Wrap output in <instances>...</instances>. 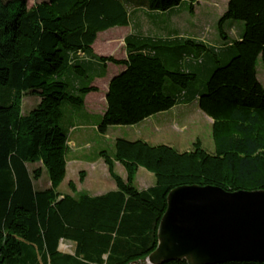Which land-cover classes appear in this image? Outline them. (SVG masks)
<instances>
[{
    "label": "trees",
    "instance_id": "obj_1",
    "mask_svg": "<svg viewBox=\"0 0 264 264\" xmlns=\"http://www.w3.org/2000/svg\"><path fill=\"white\" fill-rule=\"evenodd\" d=\"M184 1L193 13L196 0H0V264H148L171 189L264 191V87L256 71L259 58L264 67V0L227 1L217 22L222 47L133 30L123 39L124 58L93 52L99 32L130 24V8L166 12ZM149 20L158 23L154 16ZM228 20L243 25L233 40ZM106 63L124 69L108 82L99 132L196 101L212 120L213 151L199 139L178 151L116 138L113 153L98 155L114 189L77 193L70 180V193L58 192L69 141L58 125L61 105L83 106L85 96L98 90L92 82L105 75ZM27 93L39 102L23 114ZM115 162L125 178L114 171ZM35 163L41 167L30 171L28 164ZM139 167L154 176L143 190L133 184ZM44 169L50 185L36 189ZM61 240L72 242L73 251L59 250Z\"/></svg>",
    "mask_w": 264,
    "mask_h": 264
},
{
    "label": "rangeland",
    "instance_id": "obj_2",
    "mask_svg": "<svg viewBox=\"0 0 264 264\" xmlns=\"http://www.w3.org/2000/svg\"><path fill=\"white\" fill-rule=\"evenodd\" d=\"M36 1L39 0H27L28 4ZM227 1L196 0L193 13L188 10L189 3L184 1L169 11L153 12V16L158 22H170L176 34L180 33V36L202 39L211 42L216 47H222L225 39H222L219 35L217 22L226 10ZM131 24L134 28L142 31L149 28L153 33L156 29L149 22L147 16L140 11L132 15ZM225 25L226 30L233 25L228 31L230 40L236 38L238 26L240 32L243 30L242 23L237 20H228ZM117 28H120V30L110 28L104 31L105 34L103 32L99 35L94 44L95 52L98 51L99 55H111L117 59L125 57L123 37L128 33V26ZM220 50L222 49L220 48ZM224 56L223 54L221 56L223 61H225ZM256 66L258 68V78L264 87V67L260 58ZM115 69L119 68L113 65L110 68V74ZM93 83L98 86L100 91L88 93L86 104L75 106L63 102L61 105L62 117L59 119L58 125L72 142L68 144L65 154V175L57 188L61 194L70 193L68 187L70 180L74 182L77 193L86 192L90 195H97L115 188L114 181L110 178L106 165L98 155L101 150H106L109 154L113 153V143L116 138L127 140L144 138L150 144H168L178 151L190 149L192 143L199 139L205 150L208 152L213 151L212 120L198 107L197 102L176 104L169 110L150 116L148 120L142 123L110 125L105 133L99 132L97 126L106 106L102 96L105 80H95ZM38 102L39 98L37 96L30 93L25 94L22 98V113L27 114ZM37 167H41L40 163L28 164L30 171ZM42 171L40 178L34 182L36 189H44L50 185L47 171L45 169ZM114 171L125 178V170L117 162L114 163ZM81 173H83V179L80 181ZM133 184L139 190L146 189L154 184V176L149 171L139 167ZM58 248L64 252H72L74 244L61 240Z\"/></svg>",
    "mask_w": 264,
    "mask_h": 264
},
{
    "label": "water",
    "instance_id": "obj_3",
    "mask_svg": "<svg viewBox=\"0 0 264 264\" xmlns=\"http://www.w3.org/2000/svg\"><path fill=\"white\" fill-rule=\"evenodd\" d=\"M264 262V191L182 185L166 196L148 264Z\"/></svg>",
    "mask_w": 264,
    "mask_h": 264
},
{
    "label": "crops",
    "instance_id": "obj_4",
    "mask_svg": "<svg viewBox=\"0 0 264 264\" xmlns=\"http://www.w3.org/2000/svg\"><path fill=\"white\" fill-rule=\"evenodd\" d=\"M129 10H130V11H129V12H130V24L128 25V33L131 32V31H133V30H140V29H138V28H134V26L131 24V17H132L133 14L137 13V11H140V12H142L144 15H146L147 18H148V20H149V17H152L153 14H154V13H152L151 11H148V10L143 9V8H130ZM136 15H137V14H136ZM149 22L151 23L150 20H149ZM152 25H153L158 31L155 29L154 32L152 33V31H150L149 28H147L146 31H142V30H141V31L144 32V33L156 34V35H159V36H162V37H170V36H174V35L176 34L175 29L172 28V25L170 24V22L167 23V22L161 21V22H158V23H157L158 26H157V25H154V24H152ZM114 28H115V29H118L117 27H114ZM114 28H111V29H114ZM118 30H120V28H119ZM105 31H107V30H105ZM103 32H104V31H103ZM103 32H99V33L97 34L96 39H95V41H94L93 44H92V46H93V52H94L96 55H99V53H98V51L95 52V50H94V44L96 43V41H97L99 35L103 34ZM128 33H127V34H128ZM104 34H105V32H104ZM127 34H126V35H127ZM237 34H238V32H237ZM126 35H125V36H126ZM176 35H180V33H179V34H176ZM125 36H124V37H125ZM124 37H123V39H124ZM103 56H105V55H103ZM107 56H108V55H107ZM124 56H125V54H124ZM123 58H124V57H123ZM113 65H114V64L106 63L105 75H104L103 77H97V78H95V79L93 80V82H94L95 80H100V79H104V80H105V86H104V88L102 89L103 101H105V93H106V91H107V87H108V82H109V80H110L114 75H116L117 73H119L120 71H122V70L124 69V66L116 65L117 68H119V69H115L114 72L110 74V68H111ZM256 71H257V78H258V68H257V66H256ZM258 80H259V78H258ZM93 82H92V83H93ZM259 82L261 83L260 80H259ZM92 85H94V86H96V87L98 88V86H97L95 83H93ZM262 86H263V85H262ZM98 91H100V90L98 89ZM90 93H93V92H90ZM87 95H88V94H87ZM87 95L85 96L84 104H86ZM194 102H196V101H194ZM104 110H105V108H104ZM104 110H103V112H104ZM149 118H150V117L146 118V119L143 120V121H146V120H148ZM143 121H141V123H142ZM136 139H141V138H136ZM133 140H134V139H133ZM142 140H144V141L147 142V140L144 139V138H142ZM69 143H72L71 140L68 141V144H69Z\"/></svg>",
    "mask_w": 264,
    "mask_h": 264
}]
</instances>
